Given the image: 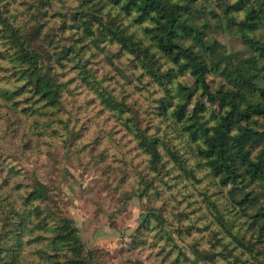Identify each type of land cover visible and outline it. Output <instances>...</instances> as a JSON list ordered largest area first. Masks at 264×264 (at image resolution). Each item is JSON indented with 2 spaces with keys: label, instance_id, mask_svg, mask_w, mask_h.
Wrapping results in <instances>:
<instances>
[{
  "label": "rangeland",
  "instance_id": "1",
  "mask_svg": "<svg viewBox=\"0 0 264 264\" xmlns=\"http://www.w3.org/2000/svg\"><path fill=\"white\" fill-rule=\"evenodd\" d=\"M178 1L191 8L187 17L196 29L181 40L194 49L195 65L206 69L213 90L233 86L211 63L220 59L224 68L228 61L231 71L252 67L243 61L252 55V43L264 45V15L257 9L256 27L245 28L252 0ZM121 8L109 0H0L2 16L59 68L66 85L60 105L27 100L26 92L14 93L21 81L12 64L0 62V241H11L16 231L4 209L8 196L16 199L39 181L46 196L34 205L45 211L42 217L50 215L39 234L50 238L68 227L79 237V251L58 250L61 263L83 257L85 264H264V223L256 216L264 213V173L253 182L241 177L236 186L212 176L206 157L195 150L201 140L192 141L188 128L190 118L213 126L226 102H209L184 60L174 63L155 51L152 31L144 30L153 23H135L137 13ZM81 11L86 20L73 19ZM85 21L92 33L84 30ZM114 33L136 46L121 44ZM213 43L218 57L205 50ZM160 81L172 99L168 119L185 130L180 137L160 122ZM250 124L264 131V116L251 117ZM137 130L161 140L153 169ZM263 148L261 142L253 154ZM37 234L31 228L25 238ZM30 245L23 247L22 264H34L33 253L41 249L40 242ZM46 250L55 253L53 246ZM53 261L44 258L43 264Z\"/></svg>",
  "mask_w": 264,
  "mask_h": 264
},
{
  "label": "trees",
  "instance_id": "2",
  "mask_svg": "<svg viewBox=\"0 0 264 264\" xmlns=\"http://www.w3.org/2000/svg\"><path fill=\"white\" fill-rule=\"evenodd\" d=\"M109 1L114 4H121V9L126 13L131 11L137 13L136 17L134 16L135 23L140 21L141 23L144 21L149 24L153 23L151 29L145 27L144 30L145 32L152 31L155 51L165 58L169 57L174 63L184 60L186 68L192 69L191 75L194 77L196 85L201 89V94L209 102L214 103L218 100L226 102L227 109L211 127L200 124L197 118L188 119L192 141L201 140L195 150L199 156L206 157V166L212 176L225 179L226 182H230L234 186L241 183V177L252 182L259 179L264 173V151L257 155H254L253 151L255 146L261 142L264 144V131L254 129L250 124V119L253 116H264V45L252 43V55L243 61H248L249 66H256L258 68L256 71L253 66L248 69L239 67L235 71H231V69H228V61H224V68H220V59L215 64L211 63L213 71L227 78L228 83H234L233 86L226 88L222 84L220 88L213 90L205 80L206 69L194 63V49L181 40L183 35H191L196 29L188 18L191 15L189 4L181 3L178 0ZM257 9H259V14L264 15V0H252L247 10L246 20L241 23L243 27L252 29L256 27ZM81 12L83 13L80 15H74L75 18L73 19L76 21L86 20L84 17L86 12ZM2 13L3 11H0V40L4 45V49L0 50V62L3 64L8 60L12 64L15 76L21 81L17 91L14 92L15 95L19 96L26 92L27 100L36 97L37 100L44 101L47 105H60L62 92L66 85L60 81L59 68L51 60H44L33 51L27 39L19 30V26L10 22L8 17H3ZM6 13L9 14L10 18L12 17L8 11ZM83 24V28L85 26L84 30L92 33L91 25H87L86 21ZM80 25L82 26V23ZM81 26L78 28H81ZM112 38L116 40L118 38V41L121 44L123 41L124 45L131 40V44L133 43L136 46V43L132 42L131 37L128 36L119 37L118 33H114ZM193 39L202 47L203 41L200 36ZM218 49V43H213L205 50L207 54H215L218 57ZM136 50L140 51L141 49L137 46ZM144 52H147V48ZM65 56L66 59L70 60L72 55L66 53ZM224 59L227 60V56L224 55ZM168 73L171 76V71L168 70ZM157 84L162 88L163 93L162 96L160 95L158 107L159 114L162 117L160 122L167 121L166 126L172 128L173 132L178 133L177 135L180 137L185 132L184 128L176 121L168 119L171 117L169 109L172 102L171 97L168 95L169 87L163 81L157 82ZM135 138L139 140L141 144V147H139L142 148V151L149 155L150 167L155 168L156 164L154 162L160 156L161 140L157 135H149L144 130H137ZM229 195L239 205L245 203V197L237 200L231 194ZM45 196V187L39 181H35L31 185V191L16 197V199L10 197V195L8 196L9 199L4 203V209L6 207L12 213L15 223L13 226L16 231L11 241H0V254L3 256V252L5 253L0 258V264H22L27 255L22 256L23 247L26 243L30 247H32L30 244L35 242L41 243V249H36L33 253L34 264H43L44 258L49 259L51 257L55 258L53 264H70L69 261L61 263L56 260L58 250H71L73 253L79 251V237L71 228L67 227L63 231L51 235L50 238L39 234L50 215L42 217L45 211L40 206L35 207L34 203L35 201L44 200ZM233 201L229 200L230 203H233ZM0 208H3V206L0 205ZM256 216L261 217L264 223V213H257ZM253 223L256 224L254 220ZM31 228H37L38 234L35 235L33 240L28 241L29 237L25 238V235L28 236L27 234ZM43 240H48V244ZM50 246H53L55 253H47L46 248L49 249ZM8 254H10V258ZM36 255L39 256L41 262L36 259ZM71 264H85V259L80 257L78 260L72 261Z\"/></svg>",
  "mask_w": 264,
  "mask_h": 264
}]
</instances>
